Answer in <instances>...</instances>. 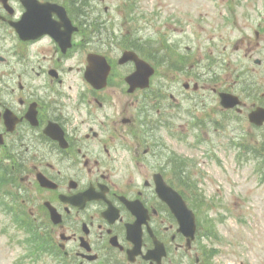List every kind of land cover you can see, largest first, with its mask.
Here are the masks:
<instances>
[{"label": "flooded vegetation", "instance_id": "obj_1", "mask_svg": "<svg viewBox=\"0 0 264 264\" xmlns=\"http://www.w3.org/2000/svg\"><path fill=\"white\" fill-rule=\"evenodd\" d=\"M108 1L0 0V204L18 231L31 206L41 205L49 220L45 204L55 207L47 242L57 264H213L199 225L191 241L158 191L165 181L189 202V184L178 175L184 155L171 140L180 151L188 138L189 109L176 94L188 100L190 88L180 91L175 82L188 74L190 42L200 50L203 28L186 22L191 0L165 7L118 0L116 13ZM215 1L217 24L224 25H215L216 40L228 28L229 38L241 31V46L264 45V0ZM57 3L71 20L70 41L65 27H57ZM159 7L172 21L164 41ZM158 46L165 47L161 54ZM126 50L155 67L151 87L129 91L126 77L136 63L122 61ZM95 61L101 70L109 64L104 87L85 80ZM159 61L172 75L157 91ZM192 80L195 91L218 85L200 73ZM167 95L173 102L162 104ZM90 190L96 197L89 198ZM131 232L142 237L143 254L134 261ZM157 247L156 257H148Z\"/></svg>", "mask_w": 264, "mask_h": 264}, {"label": "rangeland", "instance_id": "obj_2", "mask_svg": "<svg viewBox=\"0 0 264 264\" xmlns=\"http://www.w3.org/2000/svg\"><path fill=\"white\" fill-rule=\"evenodd\" d=\"M117 1H114V4ZM160 1L162 4L169 3V0ZM188 7L192 9L190 11L194 22L203 17L200 21L205 28L203 36H211L213 30L210 25L217 23L215 1L192 0ZM164 17H161L162 21L158 19V26H163L166 20ZM240 38L241 36L231 42H219V53L216 55L219 61L209 62L207 58L202 57L199 62L191 60L186 63V69L190 72L186 77L191 76V79L194 71L204 72L211 65L222 76L220 81L223 87L240 93L243 78L251 77L262 84L263 92L264 63L257 65L254 57L244 55L249 48L239 46ZM202 44L201 51L204 56L209 45L204 41ZM232 46L241 48L235 50ZM258 55L264 59V50ZM171 75L166 66L161 67L158 82H166V78H171ZM176 86L180 91L183 89L180 83H176ZM205 93L203 95L202 91L191 92L190 102L185 101L184 105L189 103L192 108L197 101V115L207 122L202 137L206 143L195 145L193 137H190L188 144L183 147V152L193 158L194 162L189 161L192 178L211 203L209 213L217 219L220 239L215 241L219 252L214 260L218 264H264V169H257L251 157L240 159L242 153L234 146V143L246 134L249 141L264 138V129L252 128L246 116L233 118L229 123H222L224 126L216 128L214 121H223L224 112L220 108L218 96L209 91ZM194 96L197 98H193ZM245 100L248 104L252 102L248 97H245ZM172 141L175 146L173 139ZM8 238L9 236L0 233V264H14V257L18 252V247H10ZM38 264L52 263L44 258Z\"/></svg>", "mask_w": 264, "mask_h": 264}, {"label": "water", "instance_id": "obj_3", "mask_svg": "<svg viewBox=\"0 0 264 264\" xmlns=\"http://www.w3.org/2000/svg\"><path fill=\"white\" fill-rule=\"evenodd\" d=\"M141 68V66L139 67ZM150 73L146 72L144 73L142 70H139L137 72H135L130 78L129 81L131 82V84L134 86L136 83L139 82V78H145V80L142 81V83H140L139 85H147V77ZM145 81V82H144ZM239 102L238 98L234 95L231 94H222V103H224L225 105L228 106H234L235 104H237ZM250 118L252 121H254L255 123L261 124L264 122V107H257L253 112L250 113ZM175 213L179 216V210L176 209L175 207H173ZM180 211L184 212V206L182 205V207H180ZM194 223L193 217L192 215H190V224L192 225ZM194 225V224H193Z\"/></svg>", "mask_w": 264, "mask_h": 264}, {"label": "trees", "instance_id": "obj_4", "mask_svg": "<svg viewBox=\"0 0 264 264\" xmlns=\"http://www.w3.org/2000/svg\"><path fill=\"white\" fill-rule=\"evenodd\" d=\"M261 146H262V148L264 149V142H262ZM253 148H254V147H253ZM245 149L248 151L249 147L246 146ZM254 152H256V156H255V157H258L260 154H262L259 150H256V149H254ZM261 156H264V155H261ZM190 189H192V187H191Z\"/></svg>", "mask_w": 264, "mask_h": 264}]
</instances>
